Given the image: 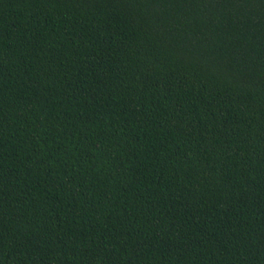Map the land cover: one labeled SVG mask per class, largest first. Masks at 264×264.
<instances>
[{"label":"trees","instance_id":"1","mask_svg":"<svg viewBox=\"0 0 264 264\" xmlns=\"http://www.w3.org/2000/svg\"><path fill=\"white\" fill-rule=\"evenodd\" d=\"M0 264H264V0H0Z\"/></svg>","mask_w":264,"mask_h":264}]
</instances>
